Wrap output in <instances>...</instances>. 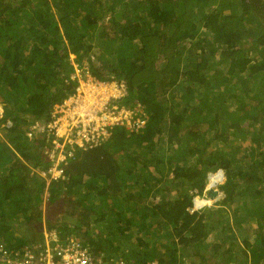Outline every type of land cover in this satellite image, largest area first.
Segmentation results:
<instances>
[{
    "label": "trees",
    "instance_id": "obj_1",
    "mask_svg": "<svg viewBox=\"0 0 264 264\" xmlns=\"http://www.w3.org/2000/svg\"><path fill=\"white\" fill-rule=\"evenodd\" d=\"M77 68L100 81L125 80L127 93L111 105L140 103L145 123L131 131L116 123L96 145H68L75 157L48 183L40 171L52 164L56 137L30 136V126L51 120L76 93ZM0 103V244L21 250L55 228L107 260L178 264L215 233L216 253L230 243L225 264H264V0H0ZM246 122L252 130L238 135ZM232 134L259 149L239 158ZM219 168L224 197L192 210ZM47 199L61 205L62 219L45 214ZM247 200L261 239L252 246L243 237L253 254L243 250L238 261L230 216L244 229L247 207L234 205ZM92 223L104 231L94 235ZM130 230L138 246L121 255Z\"/></svg>",
    "mask_w": 264,
    "mask_h": 264
},
{
    "label": "built area",
    "instance_id": "obj_2",
    "mask_svg": "<svg viewBox=\"0 0 264 264\" xmlns=\"http://www.w3.org/2000/svg\"><path fill=\"white\" fill-rule=\"evenodd\" d=\"M99 84L100 83H89L87 84L88 87L85 86L82 91L78 89V86L76 93L69 99L70 103H68L69 101H65L62 106L61 111L66 112L68 115V121L72 122L73 125L72 128H77L78 130H80V128L81 130L84 129V131H86L84 135H89L86 138L82 137V143L71 141L61 134L58 125L60 116L58 115L50 122L42 123L36 121L30 126V136L33 135V130H36L43 132L47 131L48 136L54 135V137H56L53 140L55 149L51 150L49 155L52 159L51 166L54 165V162H57L55 170L58 173L54 174L51 166L48 170L44 171V176L47 177L49 175L48 183L52 178H59L64 174L62 162L67 163L70 157H75L74 150L68 148V145H79L81 147H87L88 144L96 145L101 139L109 136L106 135L107 131L103 129L116 123L124 124L131 130L138 129L144 125V116L139 115L136 111L137 109L129 110L125 107L119 108L117 105H111L112 98L122 97L126 94L127 86L124 81L113 83L118 86V90L119 92L121 91V94L117 96L114 95L116 93H113L111 96L114 97H111V99L110 97L105 99L106 94L100 90ZM134 111L136 114L135 116ZM113 113H120L122 117L118 119H109L110 122L105 123V127L100 125L97 126L96 117L101 116L100 118L105 120L110 118ZM131 121H135L133 128L129 127ZM95 127H98L99 130L94 131L96 130ZM80 135H82V133H80ZM199 206L201 205H198L196 201L194 208H198ZM43 233L44 238L40 242L35 243V245H26L21 250H10L4 244H0V257L6 264H130L123 257L107 260L100 255L94 254L91 247L76 235H69L66 238H61L59 232L55 228L44 229ZM150 264L160 263L156 259L151 261Z\"/></svg>",
    "mask_w": 264,
    "mask_h": 264
},
{
    "label": "rangeland",
    "instance_id": "obj_3",
    "mask_svg": "<svg viewBox=\"0 0 264 264\" xmlns=\"http://www.w3.org/2000/svg\"><path fill=\"white\" fill-rule=\"evenodd\" d=\"M71 59L72 61L75 60V55H71ZM88 76H91L90 74H87V76L84 74L83 76H79L80 79V82H79V87L78 89L80 91H82V89L88 85L87 84H95V83H100L99 86H100V90L103 91V93L106 94V97L105 99H108V97H114V96H111V94L113 93H116L114 95H117L119 96L121 94V91L119 92L118 90V86H116L115 84L113 83H101L99 81H97L95 78H90ZM87 78V79H86ZM68 103H70V100L68 99ZM62 106H58L56 105L55 106V110H54V113H56L58 116H60V120L58 121V125H59V128H62L63 130H61V134L65 136V138L67 139H70L71 141L73 140L74 142H78V143H82V137L86 138L87 136L89 135H84V133L86 131L81 130H78L77 128H72V122H69L68 121V115L66 114V112H62ZM139 106H137V113L139 114V110H138ZM68 109V108H66ZM3 113H4V106L2 103H0V117L3 116ZM123 115V114H122ZM135 111H134V116H135ZM109 116V115H108ZM101 116H98L95 118L96 120V124L97 126H104L105 127V123H109L110 120L109 119H115V118H121L122 116L120 115V113H113V115L108 118V119H105V120H102L100 118ZM264 117V114H261L260 115V118H263ZM92 119V118H91ZM146 119V118H144ZM233 121V120H232ZM6 123V122H5ZM4 123V124H5ZM7 123H10L7 122ZM68 123V124H67ZM135 121H131L129 127L130 128H133V125H134ZM4 124H2V126L0 127V136L4 137L5 135V132L4 130L2 129ZM11 124V123H10ZM32 126V125H31ZM252 126H253V123L251 122H246L244 125H243V128L238 130L237 131V134L240 135L243 131L245 130H248V131H251L252 130ZM96 130L94 131H97L99 130L98 127H95ZM104 131H107L106 135H109L110 134V131L108 128H104L103 129ZM102 130V131H103ZM80 133H82V135H80ZM96 134V133H95ZM79 135V136H78ZM100 135H103V134H100ZM33 136V135H32ZM97 136V134H96ZM231 139L234 140V136L233 134L231 135ZM236 141V144L234 147L236 148V151H237V156L239 158H242V157H245V155L247 153H249L251 150H258V146H256L253 142H252V139L251 137L247 136L245 139H243L242 137L237 139V140H234L233 142ZM216 143H213V146L212 147H209V151L212 150L213 148H215L216 146H214ZM220 148H224V149H227L228 150V147H226L225 144L223 143H220L218 145ZM263 151H264V146H263ZM57 165V162H54V165L51 166V169H53V173L54 174H57L58 172L55 170V167ZM246 161H242L239 165L240 168H244L246 166ZM41 175H44V171L41 170L40 171ZM210 174V172L208 173ZM208 180V179H207ZM225 180V178L223 179V181L221 183H223ZM208 183V182H207ZM216 189H218V195L216 196V198L212 199L211 197H207L205 196L204 198L206 199V201L208 200V204H206V206H211V205H214L217 201H220L223 197H224V193L223 191H221V189L217 186L215 187ZM49 195V192L46 191L45 193V197L47 198ZM56 203V202H55ZM49 201L48 199L45 200V204H44V211H45V214H47L48 216L49 215H53V216H56L55 218L52 219V222H55L56 220L60 219L61 216H64L66 213H64V211L60 212L61 211V205L58 203L56 204H53L49 207ZM253 203L250 202V200H247L246 204H243V203H239L238 205H234V206H237V207H241V206H246V210H244V212H242L241 214H239L240 217L244 218L246 221L244 223V229H239L237 228V226L235 225L234 223V218L232 216H230V219L233 223V229L236 231V233L238 234V244L235 245L233 248V251H234V258H238V261L240 260H243L245 259V255L244 253L242 252L243 250H246L248 255H251L253 254V247H247L245 242L243 241V237H247V239L250 241L251 245H255L256 243H259L261 237H258V231H259V226L257 225V222H256V219H257V216L255 215L256 213H254V210L251 211V209H253ZM205 207V206H204ZM222 207V206H220ZM55 214V215H54ZM77 217L78 215H74V216H70L67 218L68 221H70V223L72 222V224L77 220ZM47 219V216H45L44 218V222H43V226H45L46 223V220ZM62 219V218H61ZM18 227L20 229V234L22 235H28L29 232L27 231V228H26V225L22 226L20 222H18ZM23 224V223H22ZM91 231L94 232V235H97L100 231H104L103 228H101L99 225L95 224V223H92L91 227H90ZM135 231V230H134ZM132 230H130V232H126V233H129L128 236V243L127 245H123V250L121 252V255L122 253H129L131 249L135 248L138 246V236L137 234ZM261 233L264 235V230L261 231ZM141 235V234H140ZM123 236V235H122ZM157 236V235H155ZM152 237V236H151ZM151 237L148 235H145L144 238L145 239H151ZM256 237H258L257 239H255ZM164 239L162 237H157V241L161 242V243H164L163 241ZM216 240H217V236L215 233H213L209 239L207 240L206 244L204 245V248L202 247L200 249V251L197 253L196 249H194L193 253L192 254H189V252L185 251V255L183 256V260L185 261V263H188V264H199L202 260H203V256H207V259L205 260V264H225L224 260L226 257H230L231 253H230V250L228 251L227 248L229 247L230 243L228 244H225L218 252L219 253H216L214 248H213V244L216 243ZM228 242L229 241V237L227 238ZM159 242V243H160ZM37 243V242H36ZM161 253H163V256L164 257H167L164 252H165V249H158ZM233 261V260H232ZM202 263V264H203ZM241 264H243V262H240ZM248 264H251V261L248 262Z\"/></svg>",
    "mask_w": 264,
    "mask_h": 264
},
{
    "label": "clouds",
    "instance_id": "obj_4",
    "mask_svg": "<svg viewBox=\"0 0 264 264\" xmlns=\"http://www.w3.org/2000/svg\"><path fill=\"white\" fill-rule=\"evenodd\" d=\"M74 62V61H73ZM75 66L77 67V64H75ZM79 70V71H78ZM80 69H76V74L74 75V76H76V75H78L77 77H79V76H83L82 74H80ZM87 74H90L89 72H86L85 73V75L87 76ZM91 75V74H90ZM88 77H90V78H92L93 76L91 75V76H88ZM93 78H95V77H93ZM80 79L81 78H78V81L80 82ZM87 79V78H86ZM96 79V78H95ZM97 81H99V82H101V83H103L104 81H100V80H98V79H96ZM120 81H124L125 83H126V81L125 80H123V79H119V80H111V81H105V83H116V82H120ZM126 86H127V84H126ZM126 93H127V91H126ZM73 96V95H72ZM72 96H70L68 99H70ZM123 97V96H122ZM118 98H120V97H118ZM68 99L67 100H65V101H68ZM65 101L63 102V104L65 103ZM62 105V104H61ZM61 105H58V106H61ZM137 106H142L140 103H138V105ZM55 116H57V114L56 113H54V111H53V113H52V115H51V120H49L48 122H50V121H52L54 118H56ZM121 125H124V124H121ZM124 127L126 128V129H128L127 128V126L126 125H124ZM130 131H131V129H129ZM110 135V134H109ZM73 158V157H72ZM69 163V159H68V161H67V163H65L66 165ZM220 173H222L223 174V179L225 178V174H224V170L223 169H221V168H219L218 170H216V171H213V172H210V174H208V176H207V185H206V189H205V196H207V197H210V196H208L207 195V190H208V187H209V185L211 184V179L213 178V176H215V175H217V174H220ZM223 179H220V178H216V181H218V183H217V185L215 186V187H217L222 181H223ZM205 196H203V197H195L194 198V205H195V202L197 201V203H198V205L200 204L201 205V203H203V202H205L206 201V199L204 198ZM204 206H206V204L205 205H201V206H199L198 208H194V206H193V208L194 209H192V210H199L200 208H202V207H204Z\"/></svg>",
    "mask_w": 264,
    "mask_h": 264
},
{
    "label": "water",
    "instance_id": "obj_5",
    "mask_svg": "<svg viewBox=\"0 0 264 264\" xmlns=\"http://www.w3.org/2000/svg\"><path fill=\"white\" fill-rule=\"evenodd\" d=\"M221 174L220 179H223V174ZM218 181H215L214 183H211L208 187L207 190V195L210 196L212 199L216 198V196L218 195V189L215 188V186L217 185Z\"/></svg>",
    "mask_w": 264,
    "mask_h": 264
},
{
    "label": "bare ground",
    "instance_id": "obj_6",
    "mask_svg": "<svg viewBox=\"0 0 264 264\" xmlns=\"http://www.w3.org/2000/svg\"><path fill=\"white\" fill-rule=\"evenodd\" d=\"M61 130H63V129L60 128V132H61ZM216 178H218L217 175L213 176V178L211 179V183H214L216 181ZM205 204H208V200L201 203V205H205Z\"/></svg>",
    "mask_w": 264,
    "mask_h": 264
}]
</instances>
